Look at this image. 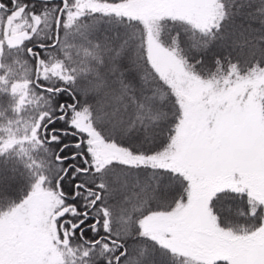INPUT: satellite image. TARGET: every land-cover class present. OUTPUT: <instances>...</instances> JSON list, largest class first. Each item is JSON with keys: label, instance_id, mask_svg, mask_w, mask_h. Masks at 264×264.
Wrapping results in <instances>:
<instances>
[{"label": "snow or ice", "instance_id": "6c2138e0", "mask_svg": "<svg viewBox=\"0 0 264 264\" xmlns=\"http://www.w3.org/2000/svg\"><path fill=\"white\" fill-rule=\"evenodd\" d=\"M39 7L0 0V264H264V0Z\"/></svg>", "mask_w": 264, "mask_h": 264}, {"label": "trees", "instance_id": "16d2710c", "mask_svg": "<svg viewBox=\"0 0 264 264\" xmlns=\"http://www.w3.org/2000/svg\"><path fill=\"white\" fill-rule=\"evenodd\" d=\"M26 2L32 3V4H36L37 5V8L35 10L36 11H40V7L39 6L42 3V0H26ZM53 2L54 3H59V0H53ZM241 20H242V18L241 17H238L237 18V23H240ZM254 26H257L258 27V25H254ZM26 43H30V42H26ZM45 55H47V53ZM64 99H67V97H64ZM77 179H79V178H77ZM71 183L72 182H69V186L71 185ZM240 223L243 225V220H241Z\"/></svg>", "mask_w": 264, "mask_h": 264}]
</instances>
